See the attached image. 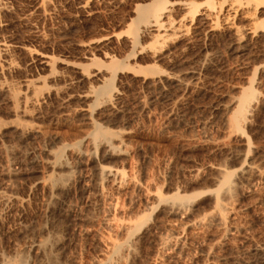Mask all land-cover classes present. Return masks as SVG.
Returning <instances> with one entry per match:
<instances>
[{
    "label": "rangeland",
    "instance_id": "rangeland-1",
    "mask_svg": "<svg viewBox=\"0 0 264 264\" xmlns=\"http://www.w3.org/2000/svg\"><path fill=\"white\" fill-rule=\"evenodd\" d=\"M2 1L0 41L16 65L0 73V190L23 201L0 203V254L41 264L35 244L47 237L55 264H101L111 242L131 239L117 264H264V38L239 46L225 29L188 23L134 42L136 0ZM257 16L264 26L263 6ZM112 60L124 67L109 70ZM112 72L113 95L90 92ZM251 83L257 99L233 129ZM7 86L25 99L14 103ZM96 126L104 136L92 154ZM60 149L68 167H49ZM245 159L253 172L218 194L219 168ZM101 166L123 177L101 179ZM48 174L59 179L53 200Z\"/></svg>",
    "mask_w": 264,
    "mask_h": 264
},
{
    "label": "bare ground",
    "instance_id": "bare-ground-1",
    "mask_svg": "<svg viewBox=\"0 0 264 264\" xmlns=\"http://www.w3.org/2000/svg\"><path fill=\"white\" fill-rule=\"evenodd\" d=\"M136 1H137V3L135 5V9L133 11L134 12V18H133V21L131 23L132 29H133L132 35H134V40H133L134 42L136 41L137 38H139L138 33L142 30L148 29V30H150V32H153L152 30H157V31L165 30L167 32L169 29L170 30L173 29L174 31L180 30L183 32V30H181V28L184 29L185 27H189V26H187L188 23L191 25H193L195 23L199 24V27L200 26L204 27V29L207 28L211 32H212V30L217 29V28L218 29L220 28L221 30L225 29V30H227V32L229 31V33L232 34V36H231V34L229 36L234 37V43L235 42L238 43L239 46L240 45L243 46V43L245 41H250L252 38H255L258 36H260L262 39L264 38V30H263L264 26L262 25V22L259 20V18L257 16L258 9H260V7H262V6L264 7V5H263L264 0H202V1H199V0H136ZM2 2H4V1L0 0V5L2 4ZM40 2L44 3V0H40L38 3H40ZM237 19H242V21H245L246 23L244 22L243 25L239 24L237 22ZM239 21H241V20H239ZM189 29H187V30L189 31ZM194 29H196V28L194 27ZM202 29H200V30L206 32V30H202ZM196 30H194V31H196ZM208 30H207V32H208ZM188 31H186V32L188 33ZM157 33H159V32H157ZM221 33H222V31H221ZM223 33H224V30H223ZM185 35H186V33H185ZM258 39H259V37H258ZM254 43H256V41ZM245 45H247V44H245ZM235 46H233V47H235ZM244 47H242V48H244ZM239 48L240 47H238V50H239ZM9 49H10L9 44L0 41V73H3L4 71H7V70L10 71L16 65V63L13 62V60L7 55V50L9 52ZM27 50H28V48H27ZM29 50H30V48H29ZM36 54H38V53H36ZM41 59H42L41 62H43L44 65H47V66L49 65V67L51 66V68H52L53 63H54L53 58L47 56V57H42ZM107 66L109 67V70H110V68L116 69L119 67H124L122 62H119L116 60L110 61L107 64ZM125 66H127V65H125ZM49 75H51V74H49ZM111 75H112V77L109 79L108 78L106 79L102 75L99 78L97 77L99 79V84L96 87H91L90 92H95L98 95H104L107 97H108V95H110V96L113 95V91H114L113 90V86H114L113 80L115 81L114 77L116 76V73L114 72ZM177 80L180 81V79H178V78H177ZM25 83H26V86L29 88V87H33L34 82L27 81ZM0 87H3L2 82H0ZM34 88H35V86H34ZM7 89H8L7 91L9 94V99L12 100L14 103H18L19 101H22V99H25L24 95H21L12 86H7ZM255 91L256 90H254V88H253V83H251V85L248 86L244 90V92H242L240 94L239 99H237V101H236V106L234 105L235 109L233 110V114H232V117L230 119V121L232 123V124L230 123L232 126L231 128L235 129V127H236L237 130L238 129L241 130L243 124L246 123L245 121H248L247 116L249 115V112L252 110L254 101L257 99V96H256L257 93ZM36 93H37V89H36ZM39 99L40 98L38 96L33 97L32 103L33 104L38 103ZM108 99H110V98H108ZM239 132H241V131H239ZM92 134H93V136H91V137H93V138L90 137L92 139V141H90L89 143H92L93 149H91V150H92V154H93L97 151V149L101 143V142L100 143L98 142V138H101L102 136H104V132H103V129L101 130L100 127L96 126L95 132ZM52 151L48 152L52 156V157H50V160L48 159L49 160L48 161L49 167L56 168V166L58 164L59 165H66L68 167V165H69V164L67 165L68 162H65V160L63 158L65 149H60V150L55 151V152H52ZM51 158H53V159H51ZM245 158L247 159V157H245ZM246 159H245L244 163L241 165V167L235 171H232V173L229 171L223 170V168H219L218 171L222 174V178H221V180L219 179L220 182H219L218 194L220 193V194H223L224 196L225 195L227 196L228 194L231 193L230 190H231L233 183L235 181L234 176L238 175L237 172L241 171V174H242V172L245 173L246 170L247 171L249 170V172L250 171L253 172L252 169H254V167H253L254 165L252 166L250 164V162L247 163L248 161ZM99 173H100L99 177H101V179L110 178V177L112 178V177H116V176H119L121 178L123 177L122 176L123 173L120 170L114 169V168L108 167V166H101L99 168ZM47 176H48L47 178L44 177L45 178L44 180L42 179L43 180L42 182L44 183V185L46 186V188H48V190L50 192L49 198L51 200H53V198L55 197V187H57V182L59 179L57 180V178L53 177L50 174H48ZM58 177H60V176L58 175ZM42 182L40 181V183H42ZM98 185H101L100 181H99ZM215 193H217V192H215ZM192 195H191V197H192ZM193 197H194V195H193ZM221 197H222V195H221ZM174 198L182 201L183 199L184 200L189 199L190 196L184 195V194L183 195L177 194V195H174ZM216 199H217L216 200V206H215L216 211H215L214 215L216 216V218L219 219L220 222H222V221L224 222V218H225L224 217V210L225 209H224L223 203L221 202L222 199L220 200L219 197H217ZM22 201L23 200H21V198L17 195L15 190H13V189L9 190L8 188L5 191L0 190V203H13V204L14 203H19V204L21 203L22 204ZM154 210L155 209H153V211ZM109 211L111 212V209ZM212 217H214V216H212ZM130 240L128 242L126 241V243L123 242L122 244L113 243V245H111L112 244V242H111V244H109L112 247V249L110 250L111 252L108 251L109 254L105 256V258L102 260L101 264H117V261L122 257V254L124 252H130V250H131ZM52 242H55L54 239ZM52 242H51L50 238L48 239L46 237L45 239H41V240L37 241V244H35L38 251H41L42 255L44 256V257L43 256L42 257L45 258V259L41 260L42 261L41 264H55L56 263V262H53L54 260H52V257L48 256V254H47L48 250L52 249L51 248ZM18 252L16 250L15 251L13 250L12 253L7 254V255L0 254V264H25V260L20 256V254ZM53 259H54V257H53ZM39 260H40V257H39ZM98 264H100V262Z\"/></svg>",
    "mask_w": 264,
    "mask_h": 264
}]
</instances>
